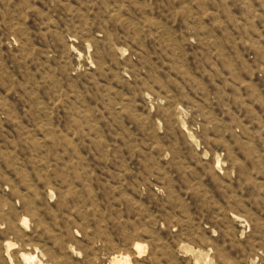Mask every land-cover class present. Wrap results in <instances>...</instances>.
<instances>
[{"label": "rangeland", "instance_id": "obj_1", "mask_svg": "<svg viewBox=\"0 0 264 264\" xmlns=\"http://www.w3.org/2000/svg\"><path fill=\"white\" fill-rule=\"evenodd\" d=\"M264 264V0H0V264Z\"/></svg>", "mask_w": 264, "mask_h": 264}, {"label": "bare ground", "instance_id": "obj_2", "mask_svg": "<svg viewBox=\"0 0 264 264\" xmlns=\"http://www.w3.org/2000/svg\"><path fill=\"white\" fill-rule=\"evenodd\" d=\"M123 264H128L127 262H123Z\"/></svg>", "mask_w": 264, "mask_h": 264}]
</instances>
